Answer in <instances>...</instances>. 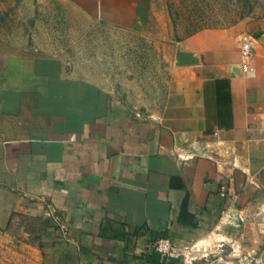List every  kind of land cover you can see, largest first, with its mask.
<instances>
[{
    "label": "crops",
    "instance_id": "obj_1",
    "mask_svg": "<svg viewBox=\"0 0 264 264\" xmlns=\"http://www.w3.org/2000/svg\"><path fill=\"white\" fill-rule=\"evenodd\" d=\"M80 4L115 21L129 8L125 0ZM128 13L135 25L147 22L144 0H134V18ZM35 20L59 31L57 15ZM257 28L248 59L237 26L179 39L174 53L190 51L196 61L171 63L162 105L146 116L110 101L96 78L72 74L56 52L19 47L0 56V245L9 250L34 229V242L20 246L35 247L42 264H151L146 253L165 234L179 244L207 238L221 251L232 240L241 256L220 264L248 256L243 264H264V31ZM193 139L224 163L180 158ZM222 183L229 201L218 194ZM226 205L242 214L238 225L218 221ZM205 255L167 264H210Z\"/></svg>",
    "mask_w": 264,
    "mask_h": 264
},
{
    "label": "rangeland",
    "instance_id": "obj_2",
    "mask_svg": "<svg viewBox=\"0 0 264 264\" xmlns=\"http://www.w3.org/2000/svg\"><path fill=\"white\" fill-rule=\"evenodd\" d=\"M125 1L129 8L123 19L115 21L94 15L81 6V0H44L43 5L37 0H0V56L19 47L56 52L72 74L96 78L110 101L113 98L124 109L146 116L162 105L179 39L201 28L237 26L241 34L256 26V34L264 31V0H144L148 19L138 25L128 19V9L135 17L134 0ZM41 13L58 16V32H48L45 21L35 20V14ZM27 226L36 227L32 222ZM30 230L26 237L16 231L18 239L9 250L1 241L0 264H42L35 247L20 246L21 241L34 242L35 230ZM225 243L222 251L210 244L189 255L206 252L210 264L240 258L234 241ZM247 258L235 263L243 264Z\"/></svg>",
    "mask_w": 264,
    "mask_h": 264
},
{
    "label": "built area",
    "instance_id": "obj_3",
    "mask_svg": "<svg viewBox=\"0 0 264 264\" xmlns=\"http://www.w3.org/2000/svg\"><path fill=\"white\" fill-rule=\"evenodd\" d=\"M238 42L240 56L242 57V59H248L253 53L254 43L256 42L255 36L249 32H242L241 34H239ZM242 66L243 69L250 72V69H246V62L243 61ZM215 133H217V131ZM207 145V143L201 144L198 140L193 139L190 141L191 151H188L186 153H177V155L183 159H186L193 155L214 158L211 156V151L213 149L211 147H208ZM214 160L219 165H222L224 163V160L219 158H214ZM231 163L235 164L233 161ZM218 194L228 201L232 196V193L228 190V187L225 183H222L220 185ZM48 211L49 215L58 220V216L54 214L52 208H49ZM241 220H243L242 214L239 213L237 209L232 207V205H226L225 207H223L218 219L220 223L232 225H238ZM194 244H179L165 234H162L155 239L153 243V249L159 253L160 258L165 262H168L171 257H180L184 261H191V259L193 258V255H189L191 250L207 248L206 245L196 247Z\"/></svg>",
    "mask_w": 264,
    "mask_h": 264
},
{
    "label": "water",
    "instance_id": "obj_4",
    "mask_svg": "<svg viewBox=\"0 0 264 264\" xmlns=\"http://www.w3.org/2000/svg\"><path fill=\"white\" fill-rule=\"evenodd\" d=\"M196 61V58L190 51H185L181 49L176 50L175 63L176 64H185Z\"/></svg>",
    "mask_w": 264,
    "mask_h": 264
},
{
    "label": "trees",
    "instance_id": "obj_5",
    "mask_svg": "<svg viewBox=\"0 0 264 264\" xmlns=\"http://www.w3.org/2000/svg\"><path fill=\"white\" fill-rule=\"evenodd\" d=\"M160 235H162V234H159L158 236H160ZM146 257L148 258V261L151 264H167L168 263V262H165L163 259H161L159 253L154 249L147 252Z\"/></svg>",
    "mask_w": 264,
    "mask_h": 264
},
{
    "label": "bare ground",
    "instance_id": "obj_6",
    "mask_svg": "<svg viewBox=\"0 0 264 264\" xmlns=\"http://www.w3.org/2000/svg\"><path fill=\"white\" fill-rule=\"evenodd\" d=\"M208 239L207 238H204V239H199L197 240V242H195V246L196 247H200V246H203V245H208Z\"/></svg>",
    "mask_w": 264,
    "mask_h": 264
}]
</instances>
